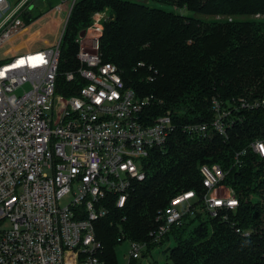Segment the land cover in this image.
I'll return each mask as SVG.
<instances>
[{"label":"built area","instance_id":"obj_1","mask_svg":"<svg viewBox=\"0 0 264 264\" xmlns=\"http://www.w3.org/2000/svg\"><path fill=\"white\" fill-rule=\"evenodd\" d=\"M37 1L0 0V50L8 49L0 55V264H103L96 223L109 215L110 205L126 206L134 185L146 178L150 154L163 149L178 128L170 112L151 119L147 107L154 96L128 87L118 66L103 59L107 11H96L76 39L78 66L63 72L61 85V46L77 0L54 47L12 53L7 44L27 26ZM240 103L264 108V98ZM213 109L211 124L182 131L225 135L229 112L215 99ZM250 148L264 158V138ZM200 172L210 215L239 205L222 184L220 165H202ZM194 197L184 192L159 211L149 242L129 241L127 264L182 225Z\"/></svg>","mask_w":264,"mask_h":264},{"label":"trees","instance_id":"obj_2","mask_svg":"<svg viewBox=\"0 0 264 264\" xmlns=\"http://www.w3.org/2000/svg\"><path fill=\"white\" fill-rule=\"evenodd\" d=\"M96 11L108 14L103 59L118 66L128 87L154 96L147 107L151 119L170 112L178 128L150 154L146 178L134 185L126 206L110 205L96 223L103 264H117L123 242H149L158 212L188 191L195 193L192 212L160 242L148 243L174 242L166 261L156 264H264V158L250 148L264 138V108L240 106L264 98V19L256 18L264 16V0H77L61 46L60 85L63 72L78 66L75 35ZM214 99L229 112L225 135L184 133L185 126L217 118ZM205 164L225 171L222 184L239 201L234 210L220 209L214 217L207 212Z\"/></svg>","mask_w":264,"mask_h":264},{"label":"rangeland","instance_id":"obj_3","mask_svg":"<svg viewBox=\"0 0 264 264\" xmlns=\"http://www.w3.org/2000/svg\"><path fill=\"white\" fill-rule=\"evenodd\" d=\"M14 3L16 0H9ZM143 3H147L142 1ZM73 0H38L33 9L32 20L28 21L24 30L8 42L7 47L12 49V53L33 51L36 49L54 47L60 37V30L65 24L69 11L71 9ZM154 5H158L153 3ZM168 9L167 5L162 6ZM256 18L264 19V16ZM78 38V34L75 38ZM63 44V42H62ZM8 49L0 50V55H4ZM174 242H165L160 246L150 247L144 250V257L138 262L140 264H156L163 263L167 259L168 252ZM129 242H123L116 249L117 264H127L129 261L128 250Z\"/></svg>","mask_w":264,"mask_h":264},{"label":"water","instance_id":"obj_4","mask_svg":"<svg viewBox=\"0 0 264 264\" xmlns=\"http://www.w3.org/2000/svg\"><path fill=\"white\" fill-rule=\"evenodd\" d=\"M28 18L31 20L32 19V14H29L28 15Z\"/></svg>","mask_w":264,"mask_h":264}]
</instances>
